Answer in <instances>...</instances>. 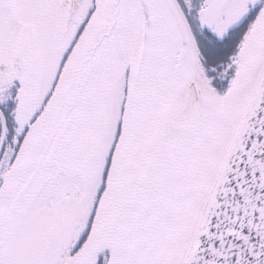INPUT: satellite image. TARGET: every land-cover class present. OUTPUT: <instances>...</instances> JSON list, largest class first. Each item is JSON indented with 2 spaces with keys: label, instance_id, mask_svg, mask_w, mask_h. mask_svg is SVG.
Masks as SVG:
<instances>
[{
  "label": "snow or ice",
  "instance_id": "obj_1",
  "mask_svg": "<svg viewBox=\"0 0 264 264\" xmlns=\"http://www.w3.org/2000/svg\"><path fill=\"white\" fill-rule=\"evenodd\" d=\"M0 264H264V0H0Z\"/></svg>",
  "mask_w": 264,
  "mask_h": 264
}]
</instances>
